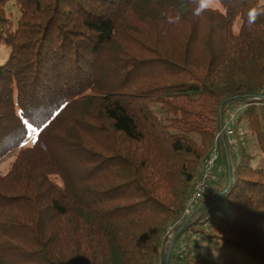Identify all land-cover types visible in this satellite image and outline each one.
<instances>
[{
  "label": "trees",
  "instance_id": "trees-1",
  "mask_svg": "<svg viewBox=\"0 0 264 264\" xmlns=\"http://www.w3.org/2000/svg\"><path fill=\"white\" fill-rule=\"evenodd\" d=\"M216 2L0 0V264H165L235 107L254 152L218 139L224 184L171 251L186 234L184 264H264V0Z\"/></svg>",
  "mask_w": 264,
  "mask_h": 264
},
{
  "label": "built area",
  "instance_id": "built-area-1",
  "mask_svg": "<svg viewBox=\"0 0 264 264\" xmlns=\"http://www.w3.org/2000/svg\"><path fill=\"white\" fill-rule=\"evenodd\" d=\"M241 109L242 107H235L228 110L222 121L221 127L216 134L214 143L202 165L200 175L194 182L191 191L186 196L180 218L166 226L161 239L164 240L169 246H173L175 228L181 225L183 220L188 219L193 214L200 201L205 197L210 188L218 182L220 176L223 173L224 168L221 164H219V146L217 144L218 139L224 136L230 141V143H232V137L235 135L238 137H243L244 132L240 128L235 130ZM186 237V234H182L180 239L185 240ZM192 239L197 240L196 237H193ZM185 243L186 242L184 241L182 250H184L186 246Z\"/></svg>",
  "mask_w": 264,
  "mask_h": 264
},
{
  "label": "rangeland",
  "instance_id": "rangeland-1",
  "mask_svg": "<svg viewBox=\"0 0 264 264\" xmlns=\"http://www.w3.org/2000/svg\"><path fill=\"white\" fill-rule=\"evenodd\" d=\"M210 8H219V5L217 2H215L214 4H212L210 6ZM12 12L15 14L14 10H12ZM236 24H238V22ZM236 26L237 25H235V27ZM5 56H6V50L3 48V46H0V63H2L4 61ZM227 112L225 113V116H226ZM238 128H240L244 132L243 138L241 139V140H244V144H245L244 146L246 148H248L249 150H251L252 152H254L255 140H254V137L250 134L249 129H248L247 124H246V121L244 119H242L240 121ZM36 135H37V131L34 130L33 128L29 127L28 137H27L26 141L24 142V146L32 145L35 138H36ZM232 139L235 140L236 139L235 136L232 137ZM16 154H17V151H13L10 154H8L4 159L0 160V175L5 174L8 171L10 164L12 163L14 158L16 157ZM261 164H262V162H261ZM223 184L224 183L222 182V180L220 178L218 180V182L213 185V186H216V187H214L213 190L216 191V190L222 188ZM184 241L187 242L186 239L185 240L178 239L177 241H175V245L171 251L169 264H184V262H183V257H184L183 251L184 250H182V245H183ZM187 243H188L189 247H191L190 244H193L192 242H187Z\"/></svg>",
  "mask_w": 264,
  "mask_h": 264
},
{
  "label": "clouds",
  "instance_id": "clouds-1",
  "mask_svg": "<svg viewBox=\"0 0 264 264\" xmlns=\"http://www.w3.org/2000/svg\"><path fill=\"white\" fill-rule=\"evenodd\" d=\"M216 0H198L199 6L197 9V13L199 14L201 11L206 10L208 7H210L212 4H214ZM257 12L255 9L252 10L250 13V18L254 21L256 18ZM180 17L177 15L174 19L172 17H169L168 22L169 23H176L178 22Z\"/></svg>",
  "mask_w": 264,
  "mask_h": 264
},
{
  "label": "water",
  "instance_id": "water-1",
  "mask_svg": "<svg viewBox=\"0 0 264 264\" xmlns=\"http://www.w3.org/2000/svg\"><path fill=\"white\" fill-rule=\"evenodd\" d=\"M227 176H228V186H227V188H228L229 187V183H230V173H229L228 166H227ZM219 196H220V194H217L214 197H212L209 200V203L214 202ZM171 248H172V246H169L168 251H167V254H166V257H165V262H164L165 264H168V258H169V254L171 252Z\"/></svg>",
  "mask_w": 264,
  "mask_h": 264
},
{
  "label": "crops",
  "instance_id": "crops-1",
  "mask_svg": "<svg viewBox=\"0 0 264 264\" xmlns=\"http://www.w3.org/2000/svg\"><path fill=\"white\" fill-rule=\"evenodd\" d=\"M226 143H227V144H231L230 141H229L227 138H226ZM214 187H216V186H213L212 188H210V190H209L208 193L205 195V197H209V196L213 195V193L215 192V190H213Z\"/></svg>",
  "mask_w": 264,
  "mask_h": 264
}]
</instances>
